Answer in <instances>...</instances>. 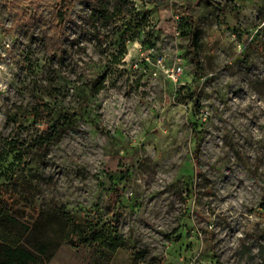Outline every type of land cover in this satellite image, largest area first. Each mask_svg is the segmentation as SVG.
<instances>
[{
  "label": "rangeland",
  "instance_id": "rangeland-1",
  "mask_svg": "<svg viewBox=\"0 0 264 264\" xmlns=\"http://www.w3.org/2000/svg\"><path fill=\"white\" fill-rule=\"evenodd\" d=\"M156 1L0 0V188L118 218L106 264H264V0Z\"/></svg>",
  "mask_w": 264,
  "mask_h": 264
},
{
  "label": "trees",
  "instance_id": "trees-1",
  "mask_svg": "<svg viewBox=\"0 0 264 264\" xmlns=\"http://www.w3.org/2000/svg\"><path fill=\"white\" fill-rule=\"evenodd\" d=\"M194 26L191 20L187 32L190 40L194 39ZM12 145V149L20 148ZM10 181L19 183L24 192L33 196L28 177L12 174ZM117 221L118 218H114L101 223L97 212L76 215L60 205L40 211L29 225L11 213L8 199L0 188V264H47L64 242L75 247L81 244L94 246L93 257L87 264H106L118 248L126 245ZM140 251L138 255H141Z\"/></svg>",
  "mask_w": 264,
  "mask_h": 264
},
{
  "label": "built area",
  "instance_id": "built-area-1",
  "mask_svg": "<svg viewBox=\"0 0 264 264\" xmlns=\"http://www.w3.org/2000/svg\"><path fill=\"white\" fill-rule=\"evenodd\" d=\"M180 66L179 65H177L175 68H173V70H172V73H171V76L173 77V78H175L178 74H179V72H180Z\"/></svg>",
  "mask_w": 264,
  "mask_h": 264
}]
</instances>
